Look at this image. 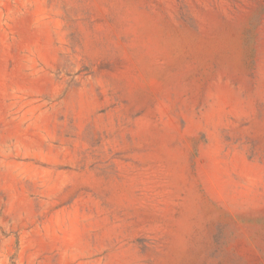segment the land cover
<instances>
[{"label": "rangeland", "instance_id": "obj_1", "mask_svg": "<svg viewBox=\"0 0 264 264\" xmlns=\"http://www.w3.org/2000/svg\"><path fill=\"white\" fill-rule=\"evenodd\" d=\"M0 264H264V0H0Z\"/></svg>", "mask_w": 264, "mask_h": 264}]
</instances>
